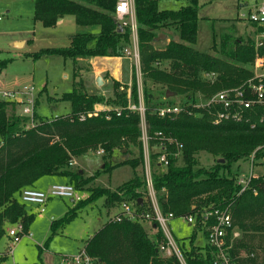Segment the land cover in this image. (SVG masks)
Returning a JSON list of instances; mask_svg holds the SVG:
<instances>
[{
  "label": "trees",
  "instance_id": "obj_1",
  "mask_svg": "<svg viewBox=\"0 0 264 264\" xmlns=\"http://www.w3.org/2000/svg\"><path fill=\"white\" fill-rule=\"evenodd\" d=\"M117 1L34 0V18L44 27H54L60 18L73 15L77 24L97 25L100 31L75 34L68 46L43 48L34 53L33 58L60 56L76 61L78 58L123 57L124 49L131 44V31L128 27L121 28L116 20ZM159 2L135 0L143 103L155 165L154 186L161 208L165 213L172 212L176 218L191 214L194 207L228 210L234 228L240 233L230 250L233 258L237 264H264V175L252 178L243 192L238 183L239 177L244 175L240 171L241 162H251L254 157L253 167H264V104L248 110L241 122L221 124H214L213 112L208 108L189 106L188 112L172 119L160 118L156 112L165 104L193 105L199 92L210 96L241 87L251 79L258 82L254 70L246 65L254 66L257 57L264 55V38L258 45L252 36L243 40L224 34L218 43L214 38V53L200 51L196 47L200 20L198 0H191L178 10L160 9ZM252 26L256 28L255 34L264 31V27L255 23ZM167 29H174L179 40L171 38L163 44L156 41ZM5 66L1 64V69ZM262 81L264 83V78ZM113 83L116 100L123 99L125 89L130 87L133 103L139 105L135 68L130 86L117 80ZM168 92L174 97L167 98ZM61 100L70 103L71 112L54 120L35 114L34 128H27L24 119L9 112L14 102L0 100V238L9 226L17 223L23 224L28 232L35 215L28 212L21 194L24 189L35 188L39 179L63 177L65 183L74 185L77 190L92 185L100 172L86 177L84 171L70 168L72 160L89 151L104 150L105 172L125 165L136 170L144 164L139 111L126 110L121 116L113 110L92 114L102 97L89 94L83 85L65 92ZM159 132L183 144L181 161L174 157L176 145L168 144L170 163L167 168L155 163L159 148H155L154 134ZM126 139L138 143V156L116 165L108 164L107 160ZM201 153L213 156L214 165H202ZM144 188L143 175L137 172L116 190L88 187V195L68 212L65 220H72L78 208L101 197L105 198L109 210L121 206L123 201L134 203L139 211L148 210ZM154 225L151 224L153 234H150L140 221L110 218L86 241L84 249L103 264H176L174 257L167 259L160 254L163 234ZM192 227V236L178 239L184 256L189 264H211L212 249L196 242L198 232L208 237L207 228L200 223Z\"/></svg>",
  "mask_w": 264,
  "mask_h": 264
},
{
  "label": "rangeland",
  "instance_id": "obj_2",
  "mask_svg": "<svg viewBox=\"0 0 264 264\" xmlns=\"http://www.w3.org/2000/svg\"><path fill=\"white\" fill-rule=\"evenodd\" d=\"M244 1L250 0H198L200 9L198 42L196 45L198 50L214 53L215 51L212 49L214 38L215 42L218 43L220 36L224 34H231L236 38L246 40L244 38L247 33L244 32L243 27L246 25L244 21L247 20L241 19V14L245 12L242 11L241 7ZM190 3L191 0H160L159 8L178 10ZM0 16L2 18V21H0V92L20 91L25 87L35 89L34 96L36 99L33 120L31 117L19 116L25 120V126H31L33 121H37L35 114L45 120H54L61 116L66 117L71 112V105L69 102L61 100L62 95L84 83L87 92L101 96L102 101L100 103L111 106L112 110L123 109L124 112L129 103H133L130 87L125 89L126 95L123 99H115L113 79L110 80L108 74H104V77L109 79L106 84L102 86L95 84L97 82L94 80V69L87 64L85 58H80L76 62L60 56H47L36 60L33 58V54L43 48L66 47L70 44L68 37L63 40L65 36L62 33L64 30L62 27H58V29L45 28L41 22L35 20L34 0H0ZM69 17H72V15H66V20ZM65 24L67 23H61V26H66ZM75 26L77 27L76 24ZM89 32L98 33L99 31L90 28ZM165 32L168 37L160 41L161 44L167 41L168 38L179 40V35L174 29H167ZM250 32V36L247 37L256 38L258 33L255 34L251 27ZM68 33L74 32L69 30ZM24 39L28 41L24 46L21 47V44H16L23 42ZM129 60L126 61L123 68V79L121 81L129 80L131 69L130 84H132V70L135 68L136 72L140 73L141 58L138 65L133 59L129 58ZM3 63L6 66L1 69ZM246 66L253 69L255 74H264V67L251 66L250 64ZM79 78L81 79L78 83ZM137 86L140 88L143 100L142 73L137 78ZM120 89L122 90V87ZM211 96L213 95L206 96L199 92L196 94L195 99L199 103H204ZM11 109H9L10 113H12ZM16 109L23 114V105L18 104ZM139 127L141 129V126ZM140 134L142 136V130H140ZM156 136L158 134H154L157 145L155 148H159L160 140L158 144ZM126 141L113 152V155L107 160L108 164L116 165L122 160L138 156V143L133 140L131 142L126 139ZM99 150L101 149L89 151L74 159V163L70 164V168L73 170L84 171L86 177L100 172L92 185L83 190H78L83 196L82 200L88 195V191H86L88 187H105L116 190L118 186L133 178L135 172L138 174L143 173V166L134 170L129 165L117 167L111 172L103 171L105 159L104 154H99ZM199 158L204 166L214 165L215 158L207 153H201ZM240 164L242 174L250 171H254L255 174H264V167L262 166L252 167L248 161ZM65 182L63 177L46 176L39 179L34 187L38 190H46L49 185ZM78 205V202L70 198L54 197L49 200L46 212L41 213L37 206L26 204L28 212L34 214L35 218L28 228V233L15 245L8 231L18 227L19 224L7 228V233L0 238V264H59L62 257L79 254L92 235L100 230L110 218L122 212L120 205L109 210L105 205V198L101 197L93 203L78 208L77 214L72 220H65L68 212ZM143 225L146 227L148 223L143 222ZM171 226L175 237L179 240L194 234V228L188 226L182 220H173ZM196 242L199 245L206 244V238L202 232H198ZM1 255L5 256L4 261H1Z\"/></svg>",
  "mask_w": 264,
  "mask_h": 264
},
{
  "label": "built area",
  "instance_id": "obj_3",
  "mask_svg": "<svg viewBox=\"0 0 264 264\" xmlns=\"http://www.w3.org/2000/svg\"><path fill=\"white\" fill-rule=\"evenodd\" d=\"M116 20L121 28L128 27L131 31V44L124 49L126 58L133 59L138 65L140 62V51L138 42V24L136 20L135 0H118L115 8ZM241 19L247 20L250 23H255L260 27H264V0H257L253 6L241 14ZM0 20H2L0 16ZM257 44L261 45V39L257 40ZM256 66L264 67V55L257 57L255 61ZM136 72V76H141ZM259 79L256 82L254 79L249 80L243 86L238 88H231L219 91L213 96L206 99L204 103L196 102L195 104L182 105L165 104L157 108L156 112L160 118H174L182 112L187 111V107L201 109L208 108L213 112L214 124H221L223 122H241L246 117L248 110L253 109L257 105L264 104V83L262 79L264 74H256ZM35 89L33 87H25L20 91H4L0 92V100L10 101L15 104L23 105V116L31 117L33 120L35 113ZM140 96V103L136 105L129 103L125 108L127 111H139L141 117V141L143 143L144 164H143V178L145 182L144 201L147 203L148 210L139 211L136 205L130 201H123L121 204L122 212L116 214L112 219L114 221H121L127 218L133 221L147 222L148 224H155L154 227L161 230L163 240L160 242L159 251L164 258L176 259V264H189L184 256L183 250L180 246L179 240L175 237L171 223L175 219L182 220L188 226H197L198 223L204 225L208 231L206 244L212 249L213 260L211 264H237L235 258L231 254L234 240L240 236V233L234 228L232 215L228 210L220 208H193V212L181 218H176L172 212L165 213L160 205L157 191L154 186L155 165L153 164L152 152L150 148L151 136L148 132V125L145 118V107L141 97L140 88L138 87ZM112 111V107L109 110ZM118 116L123 114V109L113 110ZM100 110L95 108L94 113L97 115ZM89 114V115H92ZM82 119L85 115L81 116ZM109 118V117H108ZM36 122H32L31 126L27 128H34ZM254 127V125H252ZM156 138L160 140L159 155L156 158V165L163 168L169 166L168 144H175L177 152L174 157L179 161L182 159L183 144L177 142L172 137H165L161 132L157 133ZM99 154H104V150H99ZM253 158L250 164L252 165ZM72 160L70 164H73ZM253 167V165H252ZM264 174H255L250 171L247 174L241 175L238 179L241 185V192L248 186L252 178H257ZM54 197H66L75 202L82 200V195L76 187L69 183L52 184L47 190H38L36 188L24 189L21 194L22 202L26 204L35 205L40 209L41 213L46 211V206ZM10 238H12L14 245L21 241V238L28 232H25L23 224L19 223L18 227H14L8 231ZM62 264H103L97 259L92 258L87 254L85 249H82L79 254L74 256H64L61 259Z\"/></svg>",
  "mask_w": 264,
  "mask_h": 264
},
{
  "label": "crops",
  "instance_id": "obj_4",
  "mask_svg": "<svg viewBox=\"0 0 264 264\" xmlns=\"http://www.w3.org/2000/svg\"><path fill=\"white\" fill-rule=\"evenodd\" d=\"M256 1L257 0L244 1L243 4L241 5V7L243 9L242 11L247 12L253 6V4ZM34 9H35V7H34ZM65 17L66 16L60 18L59 21H58V23H57V25L54 26V27H52V28H56V29H58V27L59 28L62 27L64 29L62 33L64 34L65 38H63V40H66V38L68 37V40L71 42V39H72V37L75 34L83 33V32H89L90 31V28H92V30L100 31V27L97 26V25H94V26H84V25L77 24L76 21H75V16H73V15H72V17L67 18V20H66ZM0 21H2V20H0ZM61 23H67V24H65L66 26H61ZM244 23L246 25L243 27V30L245 29L244 32L247 33V35L245 36L244 39H247L248 38L247 36H250V34H251L250 27L253 28L254 32H255L256 28L254 26H252V23H250L248 21H244ZM75 24L77 25V27L75 26ZM71 26H72V28H71ZM246 26H248V27L246 28ZM45 28H47V27H45ZM236 29H237V27H236ZM69 30L73 31L74 33H68ZM98 33H95V34H98ZM166 37H168V35H166ZM262 38H264V31L263 32H260V33H258L256 35V40H260ZM170 39L171 38H168L167 42ZM175 40H177V39H175ZM26 43H28V41L26 39H24L23 42L16 43V44L17 45H20L21 44V47H22ZM55 47H64V46H55ZM78 59L80 60V58H78ZM127 60L130 61L126 57H95V58H85V61H87V64L88 65H91L93 67V69H94L93 75H94V78H95L94 79L95 82H97V78L99 76H101L103 78V80H104V84H106V81H109V79L110 80L113 79V80H117V81L121 82L122 84L125 83L126 85H129L130 84V80H131V69H130L129 80L128 81H125V82H122L121 81L123 79V70H124L123 68H124L125 63H126ZM80 68H83V67H80ZM104 74H108L109 75V79H106L104 77ZM80 79L81 78L78 79V83H79ZM95 84H97V83H95ZM83 85H84V88L87 90V88L85 86V83ZM15 105H17V106H15ZM15 105L11 109V112L12 113H14V111L17 110L16 108L18 107V104H15ZM95 108L98 109V110H100V111H105V110H109V108H111V106H107L104 103H98V104H96ZM14 114H16L18 116L23 115L22 113H19L18 110ZM49 186H51V185H49ZM48 187H47V189H48ZM146 227H147L149 233L150 234H153V231H151L150 224H148V226L146 225ZM3 256L4 255H1V257H3ZM1 261H4V260H1ZM59 264H62L61 261H59Z\"/></svg>",
  "mask_w": 264,
  "mask_h": 264
},
{
  "label": "water",
  "instance_id": "obj_5",
  "mask_svg": "<svg viewBox=\"0 0 264 264\" xmlns=\"http://www.w3.org/2000/svg\"><path fill=\"white\" fill-rule=\"evenodd\" d=\"M166 38V35L165 34H161L158 38H156V41L160 42L162 40H164ZM97 84L98 86H102L104 84V80L101 76H99L97 78ZM170 97H174V94L173 93H167V98H170Z\"/></svg>",
  "mask_w": 264,
  "mask_h": 264
}]
</instances>
